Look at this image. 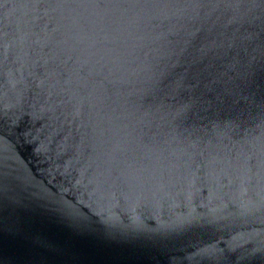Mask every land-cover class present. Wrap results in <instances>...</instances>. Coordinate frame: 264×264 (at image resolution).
I'll return each mask as SVG.
<instances>
[{"label":"water","instance_id":"95a60500","mask_svg":"<svg viewBox=\"0 0 264 264\" xmlns=\"http://www.w3.org/2000/svg\"><path fill=\"white\" fill-rule=\"evenodd\" d=\"M0 264H264V0H0Z\"/></svg>","mask_w":264,"mask_h":264}]
</instances>
